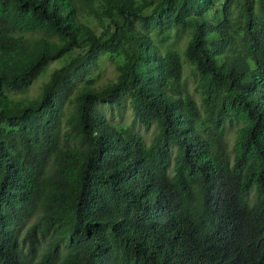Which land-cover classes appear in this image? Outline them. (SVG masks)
Returning <instances> with one entry per match:
<instances>
[{
    "label": "trees",
    "instance_id": "1",
    "mask_svg": "<svg viewBox=\"0 0 264 264\" xmlns=\"http://www.w3.org/2000/svg\"><path fill=\"white\" fill-rule=\"evenodd\" d=\"M0 264H264V0H0Z\"/></svg>",
    "mask_w": 264,
    "mask_h": 264
},
{
    "label": "rangeland",
    "instance_id": "2",
    "mask_svg": "<svg viewBox=\"0 0 264 264\" xmlns=\"http://www.w3.org/2000/svg\"><path fill=\"white\" fill-rule=\"evenodd\" d=\"M53 64H57L56 62H54ZM106 70V71H105ZM105 70H104V75L102 76V80L107 81L108 77H115L117 74L116 71V65L113 64L110 61H106V66H105ZM41 82L38 81L37 83H34L29 90V95H34L37 91L38 85ZM106 115L108 116L109 119H111L112 121H121V122H125V123H129L132 124L133 119H134V113L131 109V107L126 106V108L118 110L117 108L114 109V112H110V110L108 108H106L105 110ZM139 126V130L142 131L146 137V139H150V137L153 135V132L155 130V126L151 125V127H146L145 125L139 124L138 122H136V126Z\"/></svg>",
    "mask_w": 264,
    "mask_h": 264
}]
</instances>
